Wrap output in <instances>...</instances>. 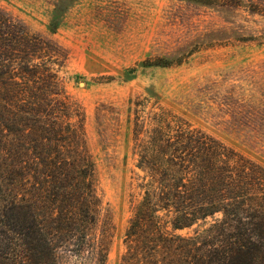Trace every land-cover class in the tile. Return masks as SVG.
Segmentation results:
<instances>
[{"label": "trees", "instance_id": "1", "mask_svg": "<svg viewBox=\"0 0 264 264\" xmlns=\"http://www.w3.org/2000/svg\"><path fill=\"white\" fill-rule=\"evenodd\" d=\"M58 61L0 7V264L107 259L85 112ZM133 133L142 196L119 264H264V167L163 108Z\"/></svg>", "mask_w": 264, "mask_h": 264}, {"label": "rangeland", "instance_id": "2", "mask_svg": "<svg viewBox=\"0 0 264 264\" xmlns=\"http://www.w3.org/2000/svg\"><path fill=\"white\" fill-rule=\"evenodd\" d=\"M48 38L85 112L119 264L141 200L133 130L163 108L264 167V0H0ZM190 230L178 231L185 234Z\"/></svg>", "mask_w": 264, "mask_h": 264}]
</instances>
